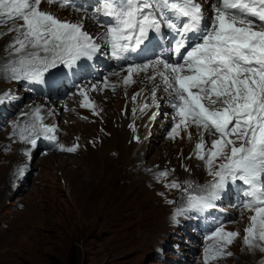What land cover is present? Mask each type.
Segmentation results:
<instances>
[{
	"label": "snow or ice",
	"instance_id": "1",
	"mask_svg": "<svg viewBox=\"0 0 264 264\" xmlns=\"http://www.w3.org/2000/svg\"><path fill=\"white\" fill-rule=\"evenodd\" d=\"M46 3L84 11L85 16L70 22L42 10V0H0V26L12 23L8 32L16 33L7 45L12 58L0 65V74L26 83L29 91L34 90L32 85L52 87L98 54L122 66L127 73L122 80L125 86L143 73L153 83L152 104L140 105L139 111L159 109L156 93L162 87L172 109L166 114L173 122L169 138L175 140L182 130L195 127L199 136L195 158L204 162L212 177L203 187L190 182L181 186L175 180L165 184L187 197L173 220L188 211L215 207L229 186L237 187L243 197L240 207L253 213L243 243L249 250L264 252V0H95L91 10L77 0ZM205 5L210 6L211 15ZM85 19L103 31L89 35ZM101 85L115 88L107 78L91 89L77 86L81 107L93 114L98 113L87 93L100 90ZM139 95L132 96L133 102ZM14 99L11 92L0 94V105ZM136 112L134 108L133 115ZM22 116L28 121L13 125V135L20 142L35 148L38 139H44L60 151L77 150V146L59 144L56 128L43 123L42 108ZM205 136L212 137L210 146ZM18 174L22 178L25 168H19ZM156 176L167 179L168 172ZM238 236L222 225L217 227L207 237L215 243L204 248V264L231 256L226 249Z\"/></svg>",
	"mask_w": 264,
	"mask_h": 264
},
{
	"label": "rangeland",
	"instance_id": "2",
	"mask_svg": "<svg viewBox=\"0 0 264 264\" xmlns=\"http://www.w3.org/2000/svg\"><path fill=\"white\" fill-rule=\"evenodd\" d=\"M40 7L61 20L77 22L83 17L69 8L49 6L45 0ZM12 27L0 26V33H6L0 36V65L12 58L7 49L16 35L8 32ZM117 73L107 78L110 85H116L114 89L102 85L100 90L87 93L98 114L81 107L83 98L77 92L52 103V108L60 113L51 125L60 129L58 142L65 148L77 146L75 152L60 151L48 144V153L36 156L33 150L30 157L24 154L28 147L25 143L13 139L8 132L0 133V162L3 157L11 160L16 155L28 163L24 167L25 183L18 173L5 184L0 180V264H168L158 260L156 254L161 246L173 241L177 231L171 219L181 191L166 189L165 184L175 180L181 186L187 182L202 185L211 176L204 162L194 155L199 140L195 127L182 130L175 140L169 138L173 122L171 115H166L171 112L160 110L167 104L162 100V89L158 88L156 95L160 109L152 107L135 115L132 109L131 119L126 118V101L133 102L132 96L141 93L145 85L138 84L137 89L133 83L128 85V94L119 87L122 73L126 72ZM92 84L95 83L83 86L91 89ZM14 87L0 74V93ZM151 91L152 88L149 104ZM37 107L42 108L44 115L47 106L36 104L27 109L31 112ZM102 110L111 119L105 126L100 123ZM155 112V120L150 119ZM51 117L49 114L47 118ZM122 129L127 130L125 138ZM110 132L120 136L113 138ZM211 139L205 136L209 146ZM99 163L104 165L99 167ZM19 166L24 164L15 163L13 171H18ZM7 169V164L0 165V172ZM160 171L168 172L167 179H157ZM251 215L245 211L223 227L239 236L226 249L231 256L210 264H264V252L249 250L243 243ZM203 263L204 260L196 264Z\"/></svg>",
	"mask_w": 264,
	"mask_h": 264
},
{
	"label": "bare ground",
	"instance_id": "3",
	"mask_svg": "<svg viewBox=\"0 0 264 264\" xmlns=\"http://www.w3.org/2000/svg\"><path fill=\"white\" fill-rule=\"evenodd\" d=\"M78 20V19H77ZM78 21H80V20H78ZM86 23V21H84V24ZM151 73H149V75H150ZM122 75H123V77L125 76V75H127V73L125 74V73H122ZM138 84H143V85H145V89H143V91L141 92V95H139L138 97H137V99H136V101L135 102H130V100L128 101L127 100V109H126V118L127 119H131V115H132V109H134V108H136L137 109V111H139V107H140V105H142V104H144V102H146L147 103V100L149 99V97H148V93L150 92V88H153V83L152 82H150V81H148L147 79H145V77H144V74L143 73H141L140 75H138V76H136V79H135V82L132 84V87H137L138 86ZM90 85V84H89ZM88 86V85H87ZM116 86V85H115ZM90 87V86H89ZM119 87H120V90L122 89V90H124V91H126V92H128V94H131L130 93V87L129 88H127V86H125L123 83L121 84V85H119ZM137 89V88H136ZM160 89H162V92H161V94H165V92L163 91V88L162 87H160ZM159 90V89H158ZM135 91V90H134ZM119 92H121V91H119ZM146 92V93H145ZM97 93V92H96ZM88 94H89V92H88ZM157 94H158V91H157ZM115 96L116 95H118V93H116V94H114ZM151 95V94H150ZM166 95V94H165ZM89 97V96H88ZM94 97V96H93ZM121 97V96H120ZM151 97V96H150ZM92 98V97H91ZM126 98V97H125ZM129 98H130V96H129ZM158 98V97H157ZM163 98V97H162ZM159 100V99H158ZM163 100V99H162ZM94 101H96V98H95V100ZM123 101H125V99H123ZM164 101V100H163ZM42 103H46V102H42ZM42 103H40V104H37V106H40ZM97 104V103H96ZM105 105V103H103V105H101V106H104ZM33 106H35L36 107V103H33L32 105H31V107H33ZM165 107H166V105H165ZM43 108H45V107H43ZM45 110V109H44ZM48 110V111H47ZM65 110V109H64ZM90 111V110H89ZM66 112V111H65ZM72 112H75V111H72ZM72 112L70 113V114H72ZM102 112H103V116H101V115H99L100 116V118H101V124L103 125V126H105V124L107 123V122H109V123H111V119H109V115H107V114H104V112H105V110H102ZM42 113H44V111H42ZM49 114L52 116L51 118H47V117H49ZM91 114H93V113H91ZM83 115V114H82ZM123 115V116H124ZM58 116H60V113L58 112V111H55V109H46V111H45V115H44V122L43 123H45L46 125L47 124H49V126H51V125H53V124H55L56 123V121H57V118H58ZM84 116V115H83ZM123 118V117H122ZM125 118V119H126ZM147 118V117H146ZM125 119H123V120H125ZM141 119H145V117L144 116H142L141 117ZM121 121V120H120ZM125 122V121H124ZM128 122V121H127ZM125 124V123H124ZM127 124V123H126ZM125 124V125H126ZM127 126H128V124H127ZM125 128H126V126H124ZM123 127V128H124ZM105 128V127H104ZM114 128V125H112L111 126V129H113ZM108 129H109V131H110V128H109V125H108ZM115 130V129H114ZM113 130V131H114ZM121 130V129H120ZM123 130V137L125 136V135H127V130L126 129H122ZM112 131V132H113ZM112 132H110V133H112ZM113 134V138H116V137H119L118 136V132H114V133H112ZM111 134V135H112ZM121 137H122V134H121ZM125 138V137H124ZM7 159H9V157H3L2 158V160H1V162H0V165H2V167H4V164H7L8 165V169L7 170H4V171H1L0 172V180H2L3 182H4V184L6 183V181H9V180H11L12 178H15V176H16V174L18 173V171H16V172H14L13 171V166H14V164L15 163H20V164H24V166L23 167H25V165L27 166V162L26 161H24V159H22L21 158V156H13V157H11V160H7ZM103 163H99V167H100V165H102ZM109 164V163H108ZM104 165V164H103ZM18 168V167H17ZM19 168H21V166H19ZM104 176H105V174H104ZM97 177H98V175H97ZM1 185V184H0ZM4 186V185H3ZM15 194H17V193H15ZM0 196H1V191H0ZM23 224V223H22Z\"/></svg>",
	"mask_w": 264,
	"mask_h": 264
}]
</instances>
